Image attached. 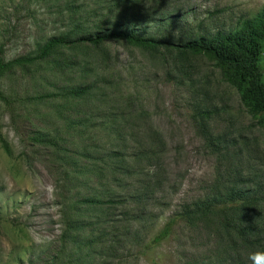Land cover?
Listing matches in <instances>:
<instances>
[{"label": "rangeland", "instance_id": "rangeland-1", "mask_svg": "<svg viewBox=\"0 0 264 264\" xmlns=\"http://www.w3.org/2000/svg\"><path fill=\"white\" fill-rule=\"evenodd\" d=\"M262 9L264 0H0L1 63L67 37L0 75V264L216 261L217 217L181 212L228 185L247 190L242 208L264 244V120L215 62L171 44L74 42L115 22L184 42L233 32ZM259 57L264 81V49ZM74 88L85 94H66Z\"/></svg>", "mask_w": 264, "mask_h": 264}, {"label": "trees", "instance_id": "trees-1", "mask_svg": "<svg viewBox=\"0 0 264 264\" xmlns=\"http://www.w3.org/2000/svg\"><path fill=\"white\" fill-rule=\"evenodd\" d=\"M164 15L169 14L166 12L160 16L163 18ZM113 26V28H100L89 33H81L74 42L96 46L105 41L122 39L136 46L151 49H156L162 44H171L181 52L202 55L215 62L222 71L224 80L238 91L239 100L248 106L249 111L259 114L264 120V81L259 64V54L264 49V9L257 11L254 17L244 19L240 27L233 32H216L211 36L200 35L178 43L168 42L164 38L142 36L136 31L133 23L121 27L115 22ZM66 44L67 37L64 35L49 37L37 49L35 55L0 62V75L8 67L40 60ZM85 90L74 88L66 94L78 97L85 94ZM248 198L247 190L228 185L218 195L187 206L181 212L186 218L217 217L214 226L222 242V257L205 264H251V261H246L241 254L264 252V244L260 240L261 230L256 219H249L247 210L242 208ZM82 202L89 205L98 204L99 201L88 198L83 199ZM165 229L159 239L168 233V227Z\"/></svg>", "mask_w": 264, "mask_h": 264}, {"label": "clouds", "instance_id": "clouds-1", "mask_svg": "<svg viewBox=\"0 0 264 264\" xmlns=\"http://www.w3.org/2000/svg\"><path fill=\"white\" fill-rule=\"evenodd\" d=\"M249 259L251 264H264V252L252 253Z\"/></svg>", "mask_w": 264, "mask_h": 264}]
</instances>
